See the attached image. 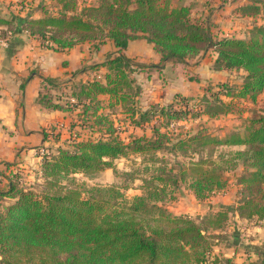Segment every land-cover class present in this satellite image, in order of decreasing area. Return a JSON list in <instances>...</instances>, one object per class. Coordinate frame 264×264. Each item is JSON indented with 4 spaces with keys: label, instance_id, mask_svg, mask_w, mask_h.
Masks as SVG:
<instances>
[{
    "label": "trees",
    "instance_id": "trees-1",
    "mask_svg": "<svg viewBox=\"0 0 264 264\" xmlns=\"http://www.w3.org/2000/svg\"><path fill=\"white\" fill-rule=\"evenodd\" d=\"M96 1L82 9L79 0L46 2L38 8L39 18L0 14L1 36L10 33L9 45L27 34L55 51L84 43L99 47L106 41L116 47V54L93 67L107 70L103 80L96 76L70 89L63 86L67 95H53L50 89L62 85L44 79L48 87L38 102L50 110L77 112L69 127L70 143L39 149L42 181L35 187L25 188L15 173L8 189H0V204L10 202L0 206V264H234L229 258L212 257V252L219 244L216 232L224 231L231 214L264 220V110L253 111L244 126L224 137L208 134L206 128L184 135L170 130L204 115H229L232 103L220 95L258 103L264 93V24L249 38L215 39L210 23L198 18L185 0ZM248 2L241 14L264 19V0ZM137 39L154 44L162 56L160 65L150 68L184 64L213 49L214 70L244 71L243 85L235 93L223 83L207 88L215 99L214 106L208 102V111L202 109L207 95H178L167 105H151L138 113L135 97L140 87L131 76L148 67L127 57L129 42ZM116 121L143 131L149 127L151 135H130L126 143ZM55 130L44 132L45 141L49 136L61 140ZM84 133L87 137L81 139ZM129 156L141 161L129 175L132 183L140 179V195L129 199L117 186L86 190L76 185V175L115 171L114 161ZM241 166L243 174L235 180L241 196L237 207L210 209L196 219L165 207L182 188L200 203L224 192L232 182L230 175ZM244 264H264V254Z\"/></svg>",
    "mask_w": 264,
    "mask_h": 264
},
{
    "label": "crops",
    "instance_id": "crops-1",
    "mask_svg": "<svg viewBox=\"0 0 264 264\" xmlns=\"http://www.w3.org/2000/svg\"><path fill=\"white\" fill-rule=\"evenodd\" d=\"M49 1L0 0V14L6 18L10 15L25 18L29 14L39 18L41 14L38 8L43 3H51L54 0ZM185 1L192 6L198 18L206 19L212 28L217 27L213 24L217 23L215 19H220V14H224L222 9H212L215 4L209 7L207 2L210 0ZM213 36L215 39L224 37L218 33H213ZM114 54H116V47L112 41H106L99 47L84 43L65 51H55L43 47L38 40L31 39L27 34L17 36V41L11 45L8 43L5 47H0L1 190L8 189L10 177L19 169L21 170L23 162L26 163L25 167L31 162L40 166L39 149L55 144L51 136L45 141L44 132L50 134L52 128H56L55 132L60 133L63 139L70 138V135L65 136L66 129L71 125L77 112L72 114L50 110L41 105L38 99L48 87L44 84V79H52L56 85H62L58 89H50L51 94L67 95L68 89L74 84L85 83L96 76L103 77L107 70L103 67L98 69L93 67L102 65L110 55ZM127 57L136 65L148 67L143 71L136 69L131 76L134 86L140 87V93L135 97L138 113L148 110L151 105H167L176 100L178 95L193 99L203 97L207 93L203 89L207 83L201 82L200 73L206 74L207 76L203 78L210 80V83L213 82L212 86L215 87L223 83L220 81L223 73L232 72L214 70L213 65L217 54L213 49L184 64H166L164 68L157 71L150 66H159L162 56L155 45L145 39L130 41ZM191 72L196 73V77ZM153 84L155 87L152 86ZM102 99L108 101V97H102ZM232 149L235 150L238 147ZM236 186L240 189V186L237 184ZM184 190L187 189L184 188ZM187 193L196 200L189 190ZM222 194L231 197L228 189L218 193V195ZM231 228L233 229L231 245L217 246L224 258L232 259L235 264H244L248 259L258 260L260 255L264 254V220L247 221L235 213L234 225Z\"/></svg>",
    "mask_w": 264,
    "mask_h": 264
},
{
    "label": "rangeland",
    "instance_id": "rangeland-1",
    "mask_svg": "<svg viewBox=\"0 0 264 264\" xmlns=\"http://www.w3.org/2000/svg\"><path fill=\"white\" fill-rule=\"evenodd\" d=\"M45 1V0H40ZM49 1V0H48ZM50 2V1H49ZM249 2L248 0H210V2H207V4L210 5L215 4V6L212 9H219L223 10L224 14H220V19L217 20V23L214 22L213 25H216L217 27L212 28L213 33H218L219 35H223L224 37H236L240 39L249 38L253 35L254 30L264 24V19L261 17H248L241 14V7L242 5H247ZM97 4L96 0H79V7L82 9L83 7L95 5ZM219 25V26H218ZM208 72V71H207ZM194 77H196V73L191 72ZM190 73V74H191ZM209 73V72H208ZM202 75L201 82L205 81L206 85L203 87V89H209L212 86L211 81L208 80L206 77V74L200 73ZM198 75V74H197ZM244 71H232L223 73L221 76L220 81L223 82L226 86L229 87V89L235 93L238 91V89L241 88L244 82L245 77ZM188 76H190L188 74ZM205 79V80H204ZM214 84V83H213ZM153 87L154 84L152 85ZM153 89V88H152ZM154 92V91H153ZM206 93L207 99L205 100L207 102L204 103V109L205 111H208V108L210 105H208V102H211L214 106L215 99L212 94ZM146 94V93H145ZM150 94V90H149ZM204 95V96H205ZM153 96V95H152ZM203 96V97H204ZM220 99L226 103H232V111L229 115H221L217 118H210L207 115H204L203 117L197 119V120H190L187 122L180 123L177 127L174 129L171 128L170 132L174 133V135H178L182 133L183 135L190 132L192 134H197L200 129L206 128V133H210L213 136L216 137H224L229 132H231L233 129H238L245 125L246 121L250 119L253 115V111H263L264 110V93L259 97V101L257 104H251L249 101H241V102H235L232 101L230 98H226L223 95H220ZM66 101V100H63ZM106 102V101H105ZM211 104V105H212ZM211 107V106H210ZM106 113L107 109H106ZM116 119V118H114ZM117 120V119H116ZM116 126H122L121 130L119 129V135L122 139L126 140V143L128 142V136H142V135H151V131L148 128H146V131H143L141 129L134 128L132 126H127V124L124 125L123 122L120 123V121H116ZM70 127V126H69ZM69 127L66 129L67 134L65 136L70 135L69 134ZM63 131V130H62ZM79 132H84V130L81 131V129H78ZM86 133L82 135L81 139L86 138ZM88 136L90 133H88ZM54 141V140H53ZM69 139H63L61 136V140L59 142H55V144L52 143L51 147L54 149L59 146H68L70 142H68ZM55 145V146H54ZM224 150V149H223ZM229 151V150H224ZM36 163V162H35ZM140 160H137L135 156H129L127 158H121L114 161V165L116 167V170L114 169H107L100 173H97L95 175L86 176L83 174H78L75 176V183L79 187H82L83 189L89 190L93 187H108V186H117L122 188L125 195L130 199L136 195H140L141 191L137 188L141 185L140 179H137L134 183L130 182L131 177L129 176L131 174L130 170L133 169H139L140 167ZM26 163L23 162L21 170L19 169L16 174L20 177L21 183L25 188H33L35 187L34 184L41 183L42 181V174H41V164L38 167V164H34V162H31L27 167H25ZM243 174V168L242 166L236 171V173L231 174L232 182L230 183L228 187V192H230L231 197H228L224 194L218 195L215 194L212 197H210L205 202H198L197 200H193V197L190 196L189 193H187V190L183 191L184 188H182V192L178 193L176 199L174 201L168 202L165 204V207L173 212L179 215H191L194 219L197 217H202L209 212V210L212 207H217L216 210H219L222 206H230V207H237L239 201H240V189L236 188L235 180L237 176ZM135 175V174H134ZM127 187L126 191L123 189L124 187ZM87 195L86 193L84 194ZM226 196V197H225ZM10 202H5L0 204V206H4ZM0 207V209H1ZM200 210L202 212H200ZM234 214L230 215V220L228 221L227 227L224 229V231H218L216 232L217 235H219L218 239V245L220 247V244L230 246L233 241V234L232 231L234 225ZM259 221V220H254ZM240 235V234H239ZM214 246L212 257L218 256L220 258L223 257V253L218 251L219 247ZM225 259V258H224ZM235 264V263H234Z\"/></svg>",
    "mask_w": 264,
    "mask_h": 264
},
{
    "label": "built area",
    "instance_id": "built-area-1",
    "mask_svg": "<svg viewBox=\"0 0 264 264\" xmlns=\"http://www.w3.org/2000/svg\"><path fill=\"white\" fill-rule=\"evenodd\" d=\"M9 36H10V33L7 37H3V36H1V32H0V47H5L6 45H8ZM97 80H103L102 76H98ZM70 100L72 102H75L73 99H70ZM172 128H174V126H172ZM43 154H44V151L41 152V155H43Z\"/></svg>",
    "mask_w": 264,
    "mask_h": 264
}]
</instances>
